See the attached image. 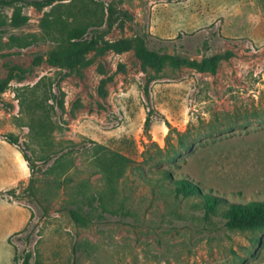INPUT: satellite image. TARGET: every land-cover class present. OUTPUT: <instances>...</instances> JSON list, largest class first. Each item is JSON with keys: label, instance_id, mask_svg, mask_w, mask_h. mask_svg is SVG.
Masks as SVG:
<instances>
[{"label": "rangeland", "instance_id": "rangeland-1", "mask_svg": "<svg viewBox=\"0 0 264 264\" xmlns=\"http://www.w3.org/2000/svg\"><path fill=\"white\" fill-rule=\"evenodd\" d=\"M60 3L63 18L102 5L101 40L142 34L161 53L222 58L214 71L167 62L158 71L132 51L107 52L67 75L44 59L52 44L42 19L53 5H22L27 22L18 27L13 7H0V82L22 71L0 97V264H22L27 250L41 264H264V229H229L222 209L206 216L199 198L156 182L167 169L226 203L264 200V0ZM42 77L64 110L51 112L50 136L35 140L16 93ZM111 154L130 161L113 181L100 165Z\"/></svg>", "mask_w": 264, "mask_h": 264}, {"label": "trees", "instance_id": "trees-1", "mask_svg": "<svg viewBox=\"0 0 264 264\" xmlns=\"http://www.w3.org/2000/svg\"><path fill=\"white\" fill-rule=\"evenodd\" d=\"M63 1L65 0H0V7H13L10 23L12 26L18 27L27 22V17L22 13V5H53L51 11L42 19V32L44 33V38L52 44V48L46 53L44 59L50 65L58 66L65 70L67 72L65 74L67 75L90 66L94 58L101 57L107 52L122 54L132 51L144 69L148 68L158 71L166 62L173 67L191 68L199 73H203L207 70L214 71L217 60L222 58V56L216 55L208 58L202 57L200 60H196L178 55L161 53L160 51L150 49L148 47L147 37L142 34L121 38L115 41L101 40L99 28L104 23L105 8L101 5L99 8H93V12H89L90 9L86 6V8L75 11L74 14L68 10L63 18L59 15L61 5H63V3L60 2ZM106 11L108 12L106 22H109L113 14L111 6H108ZM85 15L88 21L84 20L80 22L81 16ZM92 20H94V22ZM29 38L31 40L34 39L33 36ZM177 38H179V35L175 40ZM11 40L12 42H21L26 39L14 37ZM18 44L21 45L22 43ZM91 52L93 53V57L87 58V55ZM38 59L42 58L38 57L37 60ZM21 72L22 71L15 68L9 71L7 78L0 82V97L8 89L9 82L12 79L16 76H22ZM144 94L148 97L147 88L144 89ZM16 95L19 101L20 111L28 116L29 122L27 124L31 136L35 140L50 136V133L55 128L50 120L51 112H55V108L59 111L64 110L62 97H57L52 92L51 79L42 77L33 86L18 89ZM50 100L54 102V105L48 103ZM149 119L150 118L147 117L145 120V128H147L149 124ZM168 129L170 132L171 129L169 125ZM4 140L18 147V141L12 135L5 136ZM148 145L153 147L156 153H161V149L156 144L150 143ZM148 145L145 146L148 148ZM180 147L184 148L182 142H180ZM19 151L24 161L27 163L28 168L33 172V165H31L29 158L23 151ZM49 157L50 156L47 155L45 161H48L50 159ZM149 159H151L150 156H148L146 160ZM129 164L130 161L119 154H111L107 160L100 161L103 172L110 181L120 178ZM157 174L159 177L156 179V182L158 184H168L175 194H181L184 197L194 196L199 198L205 209L206 216L216 212L218 209H222L225 226L227 228L241 231L264 229V200L250 201L247 203H226L221 198L215 197L210 193H202L201 187L197 183L183 177L176 178L173 173L167 169H159ZM144 178L149 180L145 174ZM69 215L74 223L79 225L87 224V219L79 210L69 209ZM31 259V251H25L21 258L22 264H41L39 260H35L32 263ZM13 260H17L16 255L13 256Z\"/></svg>", "mask_w": 264, "mask_h": 264}]
</instances>
